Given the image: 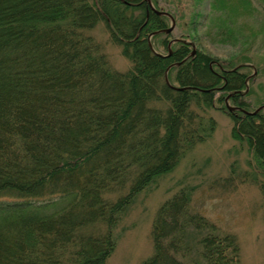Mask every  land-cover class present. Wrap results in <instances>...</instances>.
<instances>
[{
    "label": "trees",
    "instance_id": "16d2710c",
    "mask_svg": "<svg viewBox=\"0 0 264 264\" xmlns=\"http://www.w3.org/2000/svg\"><path fill=\"white\" fill-rule=\"evenodd\" d=\"M209 1L217 15L210 33L234 44L239 30L224 0H192L185 33L196 41ZM226 1L235 15L249 9L247 0ZM168 23L147 0H0V264H108L122 214L211 136L210 109L230 115L232 136L264 166V114L224 105L230 94L248 110L249 65L191 55L185 39L167 56L164 32L151 44L165 54H153L148 36ZM100 24L128 70L112 68L91 34ZM176 62L171 87L164 74ZM190 201L182 189L159 207L153 255L141 264H240L236 236Z\"/></svg>",
    "mask_w": 264,
    "mask_h": 264
},
{
    "label": "rangeland",
    "instance_id": "374dc122",
    "mask_svg": "<svg viewBox=\"0 0 264 264\" xmlns=\"http://www.w3.org/2000/svg\"><path fill=\"white\" fill-rule=\"evenodd\" d=\"M242 1L245 0H232L234 4ZM247 1L248 11L235 15L224 0L239 30L234 44L217 42V37L210 33V22L217 18L210 1L205 6V25L195 35V42L185 33L192 0H157V5L175 20L168 40L192 41L190 49L194 47L219 59L233 58L235 62L249 65L241 100L252 112L264 105V0ZM91 34L103 44L112 68L124 72L131 67L120 48L108 41L102 24ZM152 46L165 54V47L158 42ZM171 82L176 85L172 79ZM228 102L233 105L230 100ZM261 113L264 114V108ZM208 115L215 121L211 136L191 148L174 169L137 193L124 211L113 232L115 247L108 264H141L153 255L151 224L157 210L182 189L188 190L190 206L195 212L214 223L220 231L236 236L240 264H264V166L258 167L253 151L243 139L232 136L233 121L226 111L210 109Z\"/></svg>",
    "mask_w": 264,
    "mask_h": 264
},
{
    "label": "water",
    "instance_id": "95a60500",
    "mask_svg": "<svg viewBox=\"0 0 264 264\" xmlns=\"http://www.w3.org/2000/svg\"><path fill=\"white\" fill-rule=\"evenodd\" d=\"M148 1V4H149V6H150V8H151V11L153 10V11H155L157 14H163V15H165V16H167V17H169L170 18V21H171V23H170V25L167 27V28H164V29H161V30H157V31H153V33H150L149 34V36H148V43H149V47H150V49L152 50V52H153V54H158V55H162V54H160V53H158L155 49H154V47L152 46V44H151V41H150V39H151V37L153 36V35H155V34H157V33H160V32H164V33H170V32H172L173 31V29H174V27H175V20H174V18H173V16L170 14V13H168V12H166V11H163V10H158L154 5H153V3H151L152 1L151 0H147ZM174 42V40H171L170 42H169V44H168V54H166L167 56H169V54H171V44ZM195 53V48L193 47V49H192V51H191V55H193ZM165 55V56H166ZM164 56V55H163ZM180 62H176V63H172V64H170L168 67H167V69H166V71H165V74H164V79H165V82H166V84L168 85V86H171V87H174L170 82H169V80H168V70L172 67V66H174V65H176V64H179ZM247 80H248V78H247ZM246 80V81H247ZM176 88L177 89H184V87H177L176 86ZM229 97H230V94L229 95H227L226 96V98H225V107H226V109L231 113L232 111H235V110H239V111H241V112H243V113H246V114H255V113H257L260 109H262V108H264V105H261V106H259L258 108H256L254 111H247L246 109H244V108H242V107H240V106H236V105H231V104H229Z\"/></svg>",
    "mask_w": 264,
    "mask_h": 264
},
{
    "label": "flooded vegetation",
    "instance_id": "af4514ba",
    "mask_svg": "<svg viewBox=\"0 0 264 264\" xmlns=\"http://www.w3.org/2000/svg\"><path fill=\"white\" fill-rule=\"evenodd\" d=\"M172 40H174V42H176L177 40H181V39H178V38H174V39H172ZM174 42H173V43H174Z\"/></svg>",
    "mask_w": 264,
    "mask_h": 264
}]
</instances>
